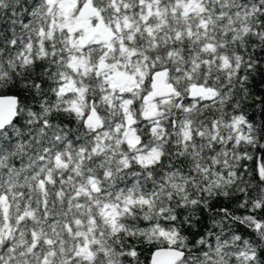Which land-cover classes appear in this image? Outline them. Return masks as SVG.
Returning <instances> with one entry per match:
<instances>
[{
    "label": "snow or ice",
    "instance_id": "snow-or-ice-1",
    "mask_svg": "<svg viewBox=\"0 0 264 264\" xmlns=\"http://www.w3.org/2000/svg\"><path fill=\"white\" fill-rule=\"evenodd\" d=\"M0 264H264V0H0Z\"/></svg>",
    "mask_w": 264,
    "mask_h": 264
}]
</instances>
